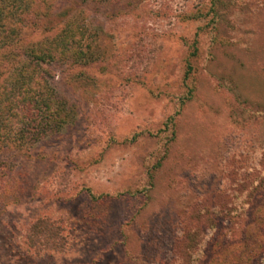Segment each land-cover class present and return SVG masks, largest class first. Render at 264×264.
I'll return each instance as SVG.
<instances>
[{
	"label": "rangeland",
	"instance_id": "374dc122",
	"mask_svg": "<svg viewBox=\"0 0 264 264\" xmlns=\"http://www.w3.org/2000/svg\"><path fill=\"white\" fill-rule=\"evenodd\" d=\"M40 7L54 17L23 39L70 26L78 56L42 65L63 124L0 155L13 167L0 199V264H180L187 250L169 260L168 234L194 233L191 246L204 250L206 204L242 240L264 207V0ZM36 219L57 228L56 250L29 247Z\"/></svg>",
	"mask_w": 264,
	"mask_h": 264
},
{
	"label": "trees",
	"instance_id": "16d2710c",
	"mask_svg": "<svg viewBox=\"0 0 264 264\" xmlns=\"http://www.w3.org/2000/svg\"><path fill=\"white\" fill-rule=\"evenodd\" d=\"M42 1L0 0V155L6 150L38 143L63 124L64 117L60 114H63L64 103L53 97L45 80L48 71L42 65L77 57L72 52L77 48L79 39H76L70 26H64L63 30L39 42L23 39V29L35 28L41 21L54 17L53 13L42 12ZM12 172V165L0 158V199L11 188ZM260 193L257 185L251 196L253 203ZM89 198L94 202L102 199L100 196ZM199 212L209 225L204 232H199V240L203 241L201 248L205 251L191 246L196 234L178 237L177 232L182 234V230L176 232L173 229L163 247L169 254V260L174 257L171 253L180 247L187 250L185 257H179L180 264H200L207 252L211 253L207 264H264V207L255 208L257 218L245 225L240 241L228 226L221 228L215 225L216 221L224 219L222 211H215L212 205L206 204ZM190 217L191 214L189 217L187 215V220ZM211 230L215 234H211ZM57 231L47 220L36 219L29 228V247L38 252L56 250L60 245L58 241L62 240ZM203 251L205 254L198 256ZM142 263L146 264L144 261Z\"/></svg>",
	"mask_w": 264,
	"mask_h": 264
}]
</instances>
